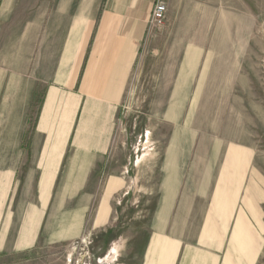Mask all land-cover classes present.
I'll return each instance as SVG.
<instances>
[{
    "label": "rangeland",
    "instance_id": "rangeland-1",
    "mask_svg": "<svg viewBox=\"0 0 264 264\" xmlns=\"http://www.w3.org/2000/svg\"><path fill=\"white\" fill-rule=\"evenodd\" d=\"M65 1L0 0V264H150L158 233L186 250L176 264H264V0H163L165 24L124 66L106 150L75 148V123L43 209L50 91L80 99L77 122L123 60L95 36L70 86Z\"/></svg>",
    "mask_w": 264,
    "mask_h": 264
},
{
    "label": "crops",
    "instance_id": "crops-1",
    "mask_svg": "<svg viewBox=\"0 0 264 264\" xmlns=\"http://www.w3.org/2000/svg\"><path fill=\"white\" fill-rule=\"evenodd\" d=\"M65 2L59 8L64 12L75 14L71 18L70 29H73L70 33L71 40L67 43L80 44L77 56L80 64L76 78L70 86L75 84L84 52L95 36L102 39L103 45L109 42L107 43L109 48L110 39H112L115 45L111 51L117 56L110 57V59L123 58V60L103 100L88 98L83 104L81 116L77 122L80 99L72 107L70 96L61 95L57 89L50 91L40 125L48 133L39 161V167L42 170L39 191L43 209L49 202L75 123L76 130L72 143L75 148L87 151L106 150L115 112L113 103L119 101L123 91V77L126 72L124 66H126V61L130 62L136 58L139 46L148 37L149 19L157 0H67ZM176 29L180 31L177 37H186L185 26H177ZM178 43L196 44L199 42L181 40ZM8 181V175L0 174V207L4 202L5 191L9 188ZM43 211L36 207L31 208L23 228V237L28 239L35 236L44 214ZM149 247L150 264H176L180 253L182 252L181 259H183L186 251H181L180 241L161 233L155 236ZM147 264H149L148 253Z\"/></svg>",
    "mask_w": 264,
    "mask_h": 264
},
{
    "label": "built area",
    "instance_id": "built-area-1",
    "mask_svg": "<svg viewBox=\"0 0 264 264\" xmlns=\"http://www.w3.org/2000/svg\"><path fill=\"white\" fill-rule=\"evenodd\" d=\"M168 6L163 0H158L149 19V32L151 29L162 27L167 18Z\"/></svg>",
    "mask_w": 264,
    "mask_h": 264
},
{
    "label": "bare ground",
    "instance_id": "bare-ground-1",
    "mask_svg": "<svg viewBox=\"0 0 264 264\" xmlns=\"http://www.w3.org/2000/svg\"><path fill=\"white\" fill-rule=\"evenodd\" d=\"M83 43H85V42H83ZM82 43V44H83ZM79 49H80V47H79ZM78 52H79V50H78ZM79 54V53H78ZM82 55V54H81ZM75 56V55H74ZM78 56V55H77ZM66 63V62H65ZM73 63V62H72ZM79 64H80V62L79 61H75L74 62V65H73V68L72 69H70L71 70V73H70V85H72V83L74 82V80H75V78H76V73H77V70H78V67H79Z\"/></svg>",
    "mask_w": 264,
    "mask_h": 264
}]
</instances>
